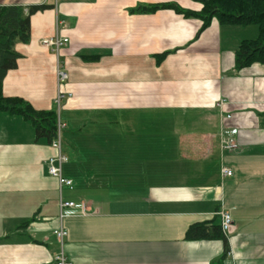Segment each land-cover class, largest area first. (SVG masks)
I'll return each instance as SVG.
<instances>
[{"label":"crops","instance_id":"1","mask_svg":"<svg viewBox=\"0 0 264 264\" xmlns=\"http://www.w3.org/2000/svg\"><path fill=\"white\" fill-rule=\"evenodd\" d=\"M161 4L202 9L197 0H0L50 7L31 17L2 91L57 113V63L68 73L62 170L75 184L60 188L49 174L59 152L31 122L0 114V264H56L62 249L72 264H264V64L235 69L259 28L214 19L201 32L200 20L173 10L136 11ZM57 27L69 40L58 55L42 45ZM233 129L229 151L222 132ZM61 199L88 214L61 223ZM222 211L233 221L228 254L221 240H186L193 225H221Z\"/></svg>","mask_w":264,"mask_h":264},{"label":"trees","instance_id":"2","mask_svg":"<svg viewBox=\"0 0 264 264\" xmlns=\"http://www.w3.org/2000/svg\"><path fill=\"white\" fill-rule=\"evenodd\" d=\"M197 1L202 4L200 12L187 11L174 4L139 7L136 11L154 13L160 10H173L186 18L200 20L201 32L209 28L214 19L226 26L255 25L259 28V36L256 40L243 41L239 45L235 53V69L241 71L254 65L264 64V0ZM49 8L46 5L32 6L25 12L18 6H0V114L20 116L31 122L35 129L36 140L45 139L51 144L57 136V113L37 111L25 100L6 97L2 91L6 76L17 68L18 60L21 58L15 46L18 43L27 44L31 39V17ZM166 56L167 54L157 56V63L160 64ZM186 240H221L224 242L226 254L229 252V244L221 225L206 222L193 225L186 233Z\"/></svg>","mask_w":264,"mask_h":264},{"label":"built area","instance_id":"3","mask_svg":"<svg viewBox=\"0 0 264 264\" xmlns=\"http://www.w3.org/2000/svg\"><path fill=\"white\" fill-rule=\"evenodd\" d=\"M56 31H57V34L52 38L43 40L42 45L45 48L51 49L56 55H58L60 50L69 43V40L61 36V33L58 27ZM58 63H57V69H56L57 81H58V87H59L58 97L56 99L57 108H58L57 110V136L51 142V146L55 148L56 150H58L59 156L57 159H54V158L49 159L47 168H48L49 174L51 176L56 177L59 180L60 188L67 187L69 189H73L75 186L73 180L65 178L63 175V170H62V167L67 162L68 158L62 155V151H63L62 133H63V129L65 126L62 124L61 115H60L61 102L65 96L60 90V88L63 84H65L68 81L69 75L66 71L61 69L60 64ZM223 105L224 103L221 102L218 107L223 108L224 107ZM231 117H232L231 115L226 116L227 120H230ZM237 134H238V131L236 129L227 130V131L222 132L224 149L229 150V151H234L237 148V144L235 143V139H234ZM56 163H58V166L56 165ZM222 173H223V176H226V177L232 176V171L228 169H224ZM88 212H89V208L85 203H75L72 201H64L62 199L60 200V221L61 223L67 218L86 216ZM220 216H221L222 231L225 235H227L233 226L231 215L227 211H222L220 213ZM54 234L63 248V243H64L65 238H67L68 236V231L63 226H61L59 230L54 232ZM56 264H72L70 261L67 260L63 252V249L61 250L60 254L56 256Z\"/></svg>","mask_w":264,"mask_h":264},{"label":"rangeland","instance_id":"4","mask_svg":"<svg viewBox=\"0 0 264 264\" xmlns=\"http://www.w3.org/2000/svg\"><path fill=\"white\" fill-rule=\"evenodd\" d=\"M61 121H62V119H61ZM62 124H63V121H62ZM64 125V124H63ZM65 126V125H64ZM62 144H63V142H62Z\"/></svg>","mask_w":264,"mask_h":264},{"label":"bare ground","instance_id":"5","mask_svg":"<svg viewBox=\"0 0 264 264\" xmlns=\"http://www.w3.org/2000/svg\"><path fill=\"white\" fill-rule=\"evenodd\" d=\"M62 155H63V153H62ZM59 156V155H58ZM64 157H66L65 155H63ZM67 158V157H66Z\"/></svg>","mask_w":264,"mask_h":264}]
</instances>
